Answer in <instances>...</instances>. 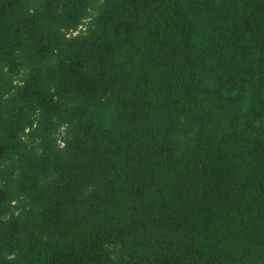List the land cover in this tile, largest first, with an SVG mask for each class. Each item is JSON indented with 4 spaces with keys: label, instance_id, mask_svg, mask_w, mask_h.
I'll list each match as a JSON object with an SVG mask.
<instances>
[{
    "label": "trees",
    "instance_id": "1",
    "mask_svg": "<svg viewBox=\"0 0 264 264\" xmlns=\"http://www.w3.org/2000/svg\"><path fill=\"white\" fill-rule=\"evenodd\" d=\"M0 264H264V0H0Z\"/></svg>",
    "mask_w": 264,
    "mask_h": 264
}]
</instances>
